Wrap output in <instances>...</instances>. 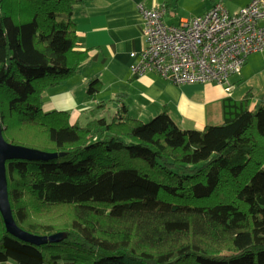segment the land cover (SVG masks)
I'll return each instance as SVG.
<instances>
[{
  "label": "trees",
  "instance_id": "trees-1",
  "mask_svg": "<svg viewBox=\"0 0 264 264\" xmlns=\"http://www.w3.org/2000/svg\"><path fill=\"white\" fill-rule=\"evenodd\" d=\"M74 1L0 0L2 135L54 154L6 161L14 220L43 240L13 235L0 212V262L264 264V97L254 109L223 96L200 129L167 110L135 117L121 95L72 122L44 110L43 91L86 55Z\"/></svg>",
  "mask_w": 264,
  "mask_h": 264
},
{
  "label": "crops",
  "instance_id": "crops-1",
  "mask_svg": "<svg viewBox=\"0 0 264 264\" xmlns=\"http://www.w3.org/2000/svg\"><path fill=\"white\" fill-rule=\"evenodd\" d=\"M171 1L75 0L72 10L77 36L75 49L85 51L86 55L74 73L43 91V109L67 110L74 119H85L86 111L102 101H108V104L99 113L113 110L118 104L116 98L121 95L135 117L147 120L167 110L181 127L203 128L208 114L216 109V105L208 108L210 103L226 95L206 88L207 84L218 82L176 83L154 70L141 75L131 71V64L137 62L139 56L131 57L130 52H138L146 44L138 4L142 2L146 7L164 5L167 11ZM250 1L196 0L198 7L195 10L202 14L220 2L230 12H236ZM198 14L182 15L179 20ZM257 53L264 57V49L250 54L240 75L244 76L252 69L258 59ZM249 60L251 66L246 70ZM92 80L100 85L95 93L88 91ZM0 264L16 263L8 259Z\"/></svg>",
  "mask_w": 264,
  "mask_h": 264
},
{
  "label": "built area",
  "instance_id": "built-area-1",
  "mask_svg": "<svg viewBox=\"0 0 264 264\" xmlns=\"http://www.w3.org/2000/svg\"><path fill=\"white\" fill-rule=\"evenodd\" d=\"M146 44L131 71L154 70L176 83L216 81L231 91L248 56L264 49V0H251L236 12L220 2L202 14L165 21L166 7L138 4Z\"/></svg>",
  "mask_w": 264,
  "mask_h": 264
},
{
  "label": "rangeland",
  "instance_id": "rangeland-1",
  "mask_svg": "<svg viewBox=\"0 0 264 264\" xmlns=\"http://www.w3.org/2000/svg\"><path fill=\"white\" fill-rule=\"evenodd\" d=\"M198 7L196 0H172L168 5L166 11L165 21L167 23H177L180 16L189 14H198L199 11L195 10ZM258 59L253 63V67L248 71V67L251 66L250 60L246 64L245 75L234 74L231 76V91L223 90V85L215 82H211L206 85V88L214 91L226 93L225 96H232L235 99L243 98L248 95L250 98L251 107L257 109L262 103L264 97V57L257 53ZM70 120L76 119L70 114Z\"/></svg>",
  "mask_w": 264,
  "mask_h": 264
},
{
  "label": "water",
  "instance_id": "water-1",
  "mask_svg": "<svg viewBox=\"0 0 264 264\" xmlns=\"http://www.w3.org/2000/svg\"><path fill=\"white\" fill-rule=\"evenodd\" d=\"M54 154L27 146L12 144L5 140L0 125V212L4 218L7 229L15 236L31 242H41L42 237L21 229L12 215L7 190L6 161L10 159L36 160L52 157ZM65 236L64 233H56L49 236V240H57Z\"/></svg>",
  "mask_w": 264,
  "mask_h": 264
}]
</instances>
